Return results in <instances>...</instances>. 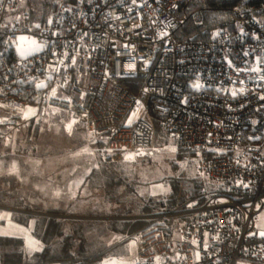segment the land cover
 Wrapping results in <instances>:
<instances>
[{"label":"built area","instance_id":"obj_1","mask_svg":"<svg viewBox=\"0 0 264 264\" xmlns=\"http://www.w3.org/2000/svg\"><path fill=\"white\" fill-rule=\"evenodd\" d=\"M23 1L0 0V140L29 129L35 104L38 115L67 112L80 130L104 135L107 162L132 163L161 149L154 101L175 148L201 153L195 173L208 184L144 216L133 234L137 264H264V14L256 5L234 8L235 34L178 43L185 0H57L48 20L34 23ZM193 17L202 21L200 11ZM21 38L41 50L20 55ZM131 80L143 83L130 88Z\"/></svg>","mask_w":264,"mask_h":264},{"label":"trees","instance_id":"obj_2","mask_svg":"<svg viewBox=\"0 0 264 264\" xmlns=\"http://www.w3.org/2000/svg\"><path fill=\"white\" fill-rule=\"evenodd\" d=\"M57 0H24L21 10L29 12L31 23L36 21L46 22L50 13L54 10ZM243 0H185L181 3L177 16L184 20L183 25L175 32L174 38L178 43L205 42L211 40L215 34L221 31L237 32V17L234 8ZM256 5L257 12L264 14V0H251ZM200 11L202 21L196 22L193 14ZM143 81H126L125 85L133 88L139 87ZM136 89V88H134ZM156 128L155 145L163 149L175 145V139L164 129L162 122L167 117L165 112L151 105ZM32 123L28 133L32 135ZM98 143L99 153L102 157L103 167H93L87 177V185L92 189L104 193L105 203L110 207L117 205L111 212L97 210L87 211L89 217L120 216L139 212L149 214L156 210H170L176 208L187 200L201 194L208 182L195 173V162L200 156L198 150L176 149V155L171 161V175L166 179L171 185L172 191L168 196L157 199L152 196L140 195L142 182L138 177V164L130 169L127 164L109 163L104 160L103 148L105 137ZM0 140V147L2 146ZM2 156L0 155V158ZM102 166V165H101ZM7 176H0L1 183H9ZM165 180V181H166ZM0 185V204L13 206L24 204L23 198L17 196L15 188ZM9 188H12L10 190ZM131 205V207H130ZM29 208V206H26ZM25 207V208H26ZM43 210L46 214H57L60 217L42 215H29L22 212H13L16 221L29 225L30 220L36 219L33 234L44 244L40 251L29 254L25 240L17 236L0 235V255L4 264H48L61 262L63 264H105L109 259L125 253L126 244L130 239L124 240L120 245L109 247L105 243L100 244L98 237L104 236V241L109 235L115 234L123 238L134 234L145 225V221H120V220H92L70 219L65 215H82L68 208H48ZM62 216V217H61ZM106 236V238H105Z\"/></svg>","mask_w":264,"mask_h":264},{"label":"rangeland","instance_id":"obj_3","mask_svg":"<svg viewBox=\"0 0 264 264\" xmlns=\"http://www.w3.org/2000/svg\"><path fill=\"white\" fill-rule=\"evenodd\" d=\"M16 47L22 56H27L41 50V45L37 41L26 38H21ZM38 111L39 108L37 106H30L26 111V117L29 119L36 114L35 136L28 133L27 130L25 132L22 131V133L11 139L3 141L0 147V155L2 156L0 158V176H7L9 178L8 184L1 183L0 185L4 188H8L7 185L13 189L15 188L17 196L23 198L25 201L21 205L15 204L9 206L15 210L0 208V235L22 237L25 240L26 249L29 254L42 250L44 244L33 234L36 219L33 218L30 220L29 225H25L12 219L13 212H22L33 216L48 215L60 217L57 214H46L43 210H36L54 207L68 208L76 213H82V215L64 216L70 219L144 221L146 214H140L137 211L120 216H85L87 215V211L95 208L109 213L115 210L117 206L113 205L110 207L105 203L102 191L92 189L87 185V177H84L86 169L84 171L73 170L80 164H87L88 167L95 164L101 165L103 161L101 154H99L97 143L103 139V136L101 134L80 131L74 125H72V134H69L65 130L63 123L59 120L53 123H46V117L52 119L57 116H64L70 119V114L63 111L51 110L48 116L44 117L43 115H38ZM40 114L43 113L41 112ZM159 148H161L160 151L155 155L140 158L138 161L132 163L122 164H127L126 166H129L130 169H134L135 164H138V177L142 182L141 189L139 190L140 195L162 199L172 191L171 185L166 179L171 176L169 175L172 172L170 168L172 165L171 161H173L177 152L175 145L167 149ZM35 167L36 169H34ZM102 167L103 165L100 166V168ZM78 173L81 175L79 176ZM48 175H51L50 181H48ZM35 183L41 185L40 188L42 186L44 188L39 189L41 191H37V187H34ZM54 183L58 187L57 192L66 190V193H69L70 196L57 195L54 197L52 192ZM12 188L9 189L12 190ZM26 206H29V208ZM257 224L264 229V211L259 214ZM128 238L130 239L126 244L127 251L109 259L105 264H137L136 242L133 234L124 238L118 234H115V237L109 235L107 242L106 240L104 241V236H102L98 237L97 241L100 244L105 243V246L113 247L120 245ZM238 264L245 263L239 262Z\"/></svg>","mask_w":264,"mask_h":264},{"label":"crops","instance_id":"obj_4","mask_svg":"<svg viewBox=\"0 0 264 264\" xmlns=\"http://www.w3.org/2000/svg\"><path fill=\"white\" fill-rule=\"evenodd\" d=\"M30 106H36L35 104H30L27 108H29ZM4 113H6V111H5V109L2 107V106H0V114H4ZM42 115V114H41ZM44 117H46V115H43ZM46 119H47V121H46V123H53L54 121H56V120H59L61 123H63V126H64V128H65V130L67 131V132H69V134H72V125H74L75 126V128L77 127V124H76V122H75V120L74 119H72L71 117H70V119H72L71 121H70V119L69 118H65L64 116H57V117H54V118H52V119H50V117H46ZM31 123H32V130H33V136H35L36 135V132H34V131H36V114L31 118ZM70 126V127H69ZM78 128V127H77ZM79 129V128H78ZM77 129V130H78ZM80 130V129H79ZM28 131V130H27ZM80 131H84V130H80ZM23 132H25V131H23ZM86 132V131H85ZM20 133H22V131L21 132H19V133H17L16 135H18V134H20ZM15 135V136H16ZM98 144V143H97ZM97 149V148H96ZM98 150V149H97ZM103 153V152H102ZM100 154V153H99ZM101 165H103V164H101ZM101 165H97V164H95L94 166L92 165L91 167H88V165L87 164H80V165H77L76 166V168L75 169H73L74 171H77V170H79V171H84L85 169H86V175H84V177H88L90 174V171H92L93 170V167L95 168V167H100ZM34 169H36V167L34 168ZM35 175V174H34ZM78 175L80 176L81 174H79L78 173ZM50 176L51 175H48V181H50L51 180V178H50ZM35 177V176H34ZM46 177V176H45ZM49 183V182H48ZM54 186H53V189H52V192H53V195H54V197H56L57 195H66V197L67 196H70V194L69 193H66L67 191L66 190H61V191H58L57 192V186H55L56 185V183H54L53 184ZM34 187H37V191L39 190V189H43L44 187L42 186V188H40L41 187V185H39V184H34ZM39 191H41V190H39ZM62 193V194H61ZM50 196V195H49ZM48 264H63V263H61V262H52V263H48Z\"/></svg>","mask_w":264,"mask_h":264},{"label":"snow or ice","instance_id":"obj_5","mask_svg":"<svg viewBox=\"0 0 264 264\" xmlns=\"http://www.w3.org/2000/svg\"><path fill=\"white\" fill-rule=\"evenodd\" d=\"M37 50H38V49H37ZM40 86L42 87L43 85H40ZM193 87L199 89L200 87H202V85L199 84V83H195V84H193ZM241 91H242V90H241ZM233 95H235V93H233ZM69 127H70V126H69ZM261 235H264V233H261Z\"/></svg>","mask_w":264,"mask_h":264}]
</instances>
